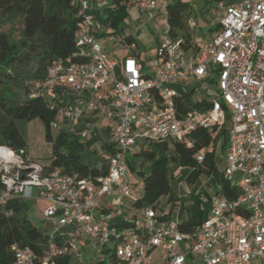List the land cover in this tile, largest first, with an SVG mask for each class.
Instances as JSON below:
<instances>
[{
	"label": "built area",
	"instance_id": "1",
	"mask_svg": "<svg viewBox=\"0 0 264 264\" xmlns=\"http://www.w3.org/2000/svg\"><path fill=\"white\" fill-rule=\"evenodd\" d=\"M100 2L71 0L77 19L74 61H53L43 80L32 83L29 97L42 98L55 113L50 130L64 129L86 144L89 155L104 160L97 163L104 172L44 174L22 152L0 145V206L14 199L44 205L45 254L12 244V264H59L65 258L86 264L81 243L98 248L97 255L111 244L110 264H264V0L220 1L217 35L188 48L171 35L169 1L140 0L145 19L162 21L159 45L147 65L106 52L112 42L126 51L132 46L126 44L128 35L117 37L104 26L109 7ZM188 25L195 23L190 19ZM207 77L216 79L213 95L202 100L210 108L179 111L191 94L188 86ZM100 118L107 123L100 125ZM222 129L227 137L223 176L236 190L234 198L212 194L209 216L189 233L180 231L178 221H159L167 210L143 208L139 218L124 213L123 199L141 198L130 188L128 174L129 157L139 144L168 142L173 148L179 142L190 148L195 131L216 139ZM100 130L106 131L112 152L96 148ZM212 150L209 145L198 151L196 163ZM114 194L119 197L113 205L103 207L102 200ZM91 261L105 263L99 257Z\"/></svg>",
	"mask_w": 264,
	"mask_h": 264
},
{
	"label": "trees",
	"instance_id": "2",
	"mask_svg": "<svg viewBox=\"0 0 264 264\" xmlns=\"http://www.w3.org/2000/svg\"><path fill=\"white\" fill-rule=\"evenodd\" d=\"M218 1L222 0H210L211 3ZM108 5L107 16L102 22L104 26L113 29L114 33H119L122 30L119 29V25L128 18V9L133 6V2L108 0ZM13 10L23 15L24 28L19 42L13 41L8 35L0 34V145H6L16 153L22 152V156L27 157L26 141L20 134L16 122L38 119L44 128V140L51 145V155L47 164L41 165L44 174L55 169L67 175L77 174L80 177H95L103 174L104 171L97 166V163L101 162L100 158L89 155L86 144L79 142L74 135L64 129L57 130L55 136L51 134L49 126L55 118V113L46 106L42 98L29 97L32 83L43 80L47 67L53 61H74L72 53L77 19L74 16L75 9L71 6V0H0V14ZM167 10V22L172 37L181 39L185 48L192 46L193 42L186 28L188 5L181 0H173L169 2ZM126 44L132 46L130 56H135V40L127 36ZM4 67L9 68L10 73H6ZM188 100L186 107L178 106L179 111L188 108L198 110L210 108V104L204 101L195 103ZM219 137L226 138L224 129L221 130ZM190 139L192 142L190 148L179 142L173 143V155L177 165L192 169V179L189 183H193L199 175L210 177L213 173L216 141L203 130L195 131ZM94 140L98 150L101 151L106 147L112 152L105 130L96 132ZM209 145L213 146V152L206 153L204 161L197 164L196 153ZM226 145L227 142L223 145L224 151ZM133 155L149 164L146 171L136 173L142 182V194L141 198L133 203V207L136 210L143 208L156 210L159 208L157 203L161 199L169 204L177 201L178 197L170 186L168 158L155 147L141 150ZM236 193V190L227 183L223 185L222 194L227 198H234ZM9 209L12 214L6 215ZM28 210L27 202L15 199L0 206V264L13 263L10 252L12 244L27 246L39 257L45 254L47 249L45 231L39 230L32 224ZM158 219L160 222L167 221L166 218ZM204 219L191 218L179 223V229L189 233ZM69 262V258H65L59 264H69Z\"/></svg>",
	"mask_w": 264,
	"mask_h": 264
},
{
	"label": "rangeland",
	"instance_id": "3",
	"mask_svg": "<svg viewBox=\"0 0 264 264\" xmlns=\"http://www.w3.org/2000/svg\"><path fill=\"white\" fill-rule=\"evenodd\" d=\"M170 1V0H169ZM193 3L198 2V11H196V14H198V22H200V30H198V38L203 37L204 35L207 36L206 28L203 26L205 23L203 22V18H206L209 16V14H205L204 16H199V13H201L200 9L205 7L203 5L204 0H192ZM202 7V8H200ZM23 15L16 10H13L12 12L8 13H2L0 14V34L8 35L13 41L19 42L21 40L22 36V31H23ZM133 18L132 16L128 17L124 22H122L119 25V29H122L119 31V33H116V36L120 35H130L132 31V23ZM149 26L143 25L141 27V31L144 30V32H148L150 35H160L161 28L158 31H153V29L149 28ZM196 32V31H195ZM133 38L136 41V46L135 50H137V53L140 54L142 62H144L145 65L148 64V61L152 58L149 55L148 49H145L144 46L138 41V39L133 35ZM201 39H199L200 41ZM126 48L119 46L117 43H110L106 47V52L111 55L113 58L119 60L122 58L125 53H126ZM6 73H10L9 68H5ZM147 71V70H145ZM189 90H195V96L197 95L198 91V83H192L188 86ZM196 88V89H195ZM194 94V93H193ZM209 97V95H208ZM193 99H191L192 101ZM194 101V100H193ZM192 101V102H193ZM16 126L18 130L20 131V134L26 141V153H27V158L30 160L36 161V163L40 165H46L48 161V157L51 155V145L48 144L44 140V128L42 123L38 120H32L29 122L25 121H18L16 122ZM51 134L53 136L56 135L55 130H50ZM162 155L166 156L168 158V170H169V181H170V186L171 188L176 192L177 189L181 188L182 194L185 192V187H187L188 192L192 193V195H199V196H206V194H210L213 192V188L217 185L218 181H221L224 179L223 176V167H224V162H221L219 157L217 156L216 158V163H215V169L211 176L209 178L205 177L204 175H199L196 180L193 181V183H189L191 181L192 176L190 174V171L183 169L181 166L176 167V172L171 171V167L175 166L176 163L174 162V155L173 152H169L167 155L166 151H161ZM100 161L104 162L102 158L99 159ZM145 160L142 159V161H137V158L135 157H130L129 158V164L130 167L128 168V174L129 178L131 179L129 181V186L131 189L136 190L137 192L140 191L141 189V182L136 176V171H135V166L136 164L142 165ZM137 162V163H136ZM146 163H148L146 161ZM183 185V187H182ZM29 204V210H28V217L32 224L36 226L39 230L45 231L46 228L43 225V219H42V210H43V203L38 202V203H32V202H27ZM97 249L94 247H89L87 250L86 249H81V255L82 259L84 262L91 261L95 257H99V260H105L104 264H109V256L112 252V245L107 244L105 247L100 248L99 255H97ZM152 256L155 258V253L152 254ZM96 264V263H95ZM154 264V262H153Z\"/></svg>",
	"mask_w": 264,
	"mask_h": 264
},
{
	"label": "crops",
	"instance_id": "4",
	"mask_svg": "<svg viewBox=\"0 0 264 264\" xmlns=\"http://www.w3.org/2000/svg\"><path fill=\"white\" fill-rule=\"evenodd\" d=\"M133 2V6H131L128 9V17L132 16L133 18V22L132 24V31L130 33V35H128L130 38H132L133 40H135L133 38V35L138 39V41L144 46L145 49H148L149 55L150 57H153L155 54V51L159 45V34L156 33V35H150L148 32H144V30L141 31V27H143V25H148L149 28L153 29V31H158L161 26H162V21H159L157 23L153 22V21H149L147 19H145V17L142 15L141 11L139 10V6L138 3L140 0H130ZM169 1V0H168ZM173 0H170L169 2H171ZM182 2L186 3L188 5V16H187V20H186V28L189 31L190 37L192 42L198 41L199 39L203 40V41H210L214 36L217 35V33L219 32L220 29V19L223 16V11L219 8L218 4L220 1L215 2V3H211L210 0H204L203 1V5L205 6L202 9H200L201 13H199V16H204L205 14H209L208 17L203 18V22L205 23V25H203L206 28V35H204L201 38H198V30H200V22H198V14H196V11H198V2L193 3L192 0H181ZM101 7H109L108 5V0H101L100 2ZM202 8V7H200ZM205 13V14H204ZM192 19L195 23V26L193 28H190L188 25V21ZM148 28V30H149ZM154 31V33H155ZM196 31V32H195ZM136 43V41H135ZM132 51L128 50L126 51L125 55L120 58L123 59L126 55H131ZM133 58L138 59L140 61H142L141 56L139 53H137V50H135V56H133ZM215 77H207L204 80H201L198 82V91H197V95L195 96V90H190L191 95L189 96V99L191 101V99H193L194 101L196 100V98H198V102L202 101L203 99H208L209 97H211V95H213V87L215 84ZM192 84V83H191ZM194 93V94H193ZM209 95V97H208ZM188 100V101H189ZM192 100V101H193ZM191 101V102H192ZM193 101V102H194ZM98 123L100 125H105L107 122L105 121V119H99ZM103 130L97 131V132H101ZM216 143H215V163H216V158L217 156L219 157L221 162H224V149H223V145L227 142V137L226 138H221V137H217L215 139ZM151 147H155L157 149H159L160 151H166L167 155L170 152H173V148L171 146L170 143H152V144H139L138 148L135 151V154H137L138 152H140L141 150H146L149 149ZM213 152V150H212ZM134 157V155L132 156V158ZM142 161L141 158H137V161ZM145 163H143L142 165L136 164L135 166V171L136 173L138 172H144L148 169L149 164L146 163V161H144ZM178 165L176 164L175 166L171 167V171H175L176 167ZM130 167V164H128V168ZM185 170L190 171L191 174V170L189 168H183ZM215 169V168H214ZM176 172V171H175ZM138 177V175H136ZM209 178V177H207ZM138 179L140 180V178L138 177ZM131 179L129 178V181ZM141 182V180H140ZM142 184V182H141ZM225 184V180H221L217 182V185L213 188V192H211L210 194H206V196H199V195H192V193L188 192L187 187H185V192L184 194H182L181 188L177 189L176 192L173 190V192L176 194V196L178 197V202L179 205L174 204V203H167L164 199H161L158 201V205L159 208L156 209L159 211L160 210H167L168 211V216L166 217L167 221H178L179 223H183L186 222L188 220H190L191 218H206L209 216L208 213V205H209V198L212 194H216V193H222V189H223V185ZM183 187V185H182ZM136 191V190H135ZM137 192V191H136ZM138 194H142V186L139 192H137ZM119 196L117 194H114L113 196L103 199L102 200V206L105 208H110L113 203L116 201V199ZM124 201V207H123V211L124 213H126V215H132L134 216H138V218L141 216V209L140 210H136L133 207V201L130 199H123ZM82 249H88L89 247H86L85 243H81ZM158 254V251H155V255ZM86 264H93L92 261L86 262ZM110 264V262H109Z\"/></svg>",
	"mask_w": 264,
	"mask_h": 264
}]
</instances>
